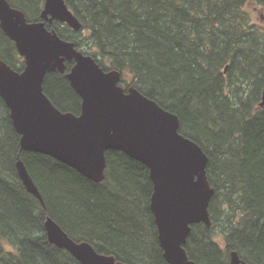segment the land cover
<instances>
[{
	"label": "trees",
	"instance_id": "16d2710c",
	"mask_svg": "<svg viewBox=\"0 0 264 264\" xmlns=\"http://www.w3.org/2000/svg\"><path fill=\"white\" fill-rule=\"evenodd\" d=\"M28 18L43 0H8ZM80 22L58 35L104 70L179 119V132L207 155L214 194L210 226L190 225L184 249L197 264H230L231 252L264 264V0H65ZM0 58L23 67L0 30ZM68 71L71 62L66 61ZM65 72H47L43 89L61 110L79 113L80 97ZM0 97V264H81L48 241L46 217L75 241L126 264H167L149 208L148 167L119 149L105 152L95 182L59 160L19 145ZM20 157L44 201L27 192Z\"/></svg>",
	"mask_w": 264,
	"mask_h": 264
},
{
	"label": "water",
	"instance_id": "95a60500",
	"mask_svg": "<svg viewBox=\"0 0 264 264\" xmlns=\"http://www.w3.org/2000/svg\"><path fill=\"white\" fill-rule=\"evenodd\" d=\"M64 1L44 0L41 17L57 18L77 30L81 24ZM0 28L25 57L21 72L0 60V95L20 135V149L49 155L95 182L104 178L107 150L119 149L142 162L153 185L149 208L167 264H197L183 244L191 224L210 226L208 207L215 191L205 171L207 155L179 132L178 116L133 86L124 91L118 84L119 71L104 70L92 55L47 30L43 22H27L7 0H0ZM65 59L74 61L65 76L81 97L78 114L59 110L42 89L45 72H64ZM259 105H264V85ZM16 168L26 191L44 206L19 156ZM44 229L49 242L69 251L81 264H126L98 253L86 241L73 240L49 216ZM230 264L251 263L233 251Z\"/></svg>",
	"mask_w": 264,
	"mask_h": 264
},
{
	"label": "flooded vegetation",
	"instance_id": "af4514ba",
	"mask_svg": "<svg viewBox=\"0 0 264 264\" xmlns=\"http://www.w3.org/2000/svg\"><path fill=\"white\" fill-rule=\"evenodd\" d=\"M8 1V0H7ZM65 2V1H64ZM8 3L10 4V6L12 7V8H15V9H18V10H21L22 12H23V14H24V16H25V19H26V21L27 22H30V23H32V22H43L44 23V27L47 29V30H51V29H53L55 32H56V30L54 29V27H55V25L57 24V23H60V24H64V25H66V26H68L70 29H72L73 31H77V30H74L73 28H71L66 22H64V21H61V20H59V19H57V18H54V19H52L51 21L49 20V18L48 19H46V20H44L42 17H41V11L44 9V0H43V2H42V6H41V9H40V11H39V15H38V17H33V18H28L27 17V15L24 13V11L22 10V9H20V8H18V7H15L14 5H12L9 1H8ZM65 4H66V2H65ZM67 5V4H66ZM68 7V6H67ZM69 9V8H68ZM70 10V9H69ZM71 11V10H70ZM48 17H50V15H48ZM0 30H1V28H0ZM3 33H4V31L3 30H1ZM56 34L58 35V33L56 32ZM4 35L9 39V40H11L13 43H14V47H15V49H16V52H17V54H18V56L19 57H21V59H22V61H23V67H21L20 69H15V68H13L10 64H8L5 60H3L2 58H0V60L1 61H3L6 65H8L11 69H13V70H15V71H17V72H21L22 70H24V66H25V57H24V55H22V54H20L19 53V51H18V49H17V47H16V44H15V42L12 40V39H10L5 33H4ZM59 36V35H58ZM60 37V36H59ZM61 38V37H60ZM63 39V38H62ZM65 40H67V39H65ZM69 41H71V40H69ZM73 42V41H72ZM74 43V42H73ZM75 45V44H74ZM76 47V46H75ZM77 49H79L78 47H76ZM79 50H81V49H79ZM82 52H84L83 50H81ZM85 53V52H84ZM88 54V53H87ZM91 55V54H90ZM66 61L67 62H71V65H70V67H69V69H68V71L70 70V68H71V66L73 65V63H74V61L73 60H67V59H65V61H64V65H65V70H66ZM65 70H64V72H65ZM53 71H58L57 69L56 70H53ZM52 70H50V71H46L45 72V74H44V77H43V80H42V89H43V83H44V78H45V76H46V74H47V72H53ZM67 71V72H68ZM58 72H60V71H58ZM64 72H60V73H64ZM67 72H65V74L67 73ZM121 75V74H120ZM66 77V76H65ZM120 79H121V77H120ZM68 80V79H67ZM69 81V80H68ZM70 83V82H69ZM120 86H122L123 88H124V91H127V89L130 87V86H127V87H125V86H123L121 83H120V81H119V83H118ZM71 85V84H70ZM72 87V86H71ZM73 88V87H72ZM74 89V88H73ZM43 92H44V89H43ZM45 93V92H44ZM77 93V92H76ZM78 94V93H77ZM45 95H46V93H45ZM79 95V94H78ZM47 96V95H46ZM0 97H1V95H0ZM80 97V96H79ZM2 98V97H1ZM3 99V98H2ZM49 99V98H48ZM50 100V99H49ZM80 100H81V97H80ZM4 101V100H3ZM51 101V100H50ZM55 106V105H54ZM56 107V106H55ZM58 108V107H57ZM59 109V108H58ZM59 110H61V109H59ZM80 110H81V102H80V109H79V112H80ZM61 111H63V112H65L64 110H61ZM70 112V111H69ZM72 113V112H71ZM75 114H77V113H75ZM183 247H184V244H183ZM163 251V250H162Z\"/></svg>",
	"mask_w": 264,
	"mask_h": 264
},
{
	"label": "rangeland",
	"instance_id": "374dc122",
	"mask_svg": "<svg viewBox=\"0 0 264 264\" xmlns=\"http://www.w3.org/2000/svg\"><path fill=\"white\" fill-rule=\"evenodd\" d=\"M253 7H254V14L256 16L260 17L258 21L260 23H264V12L263 11H260L259 10V7L255 6V5Z\"/></svg>",
	"mask_w": 264,
	"mask_h": 264
}]
</instances>
